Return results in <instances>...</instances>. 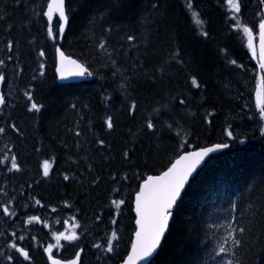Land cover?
I'll return each mask as SVG.
<instances>
[{
	"label": "trees",
	"instance_id": "1",
	"mask_svg": "<svg viewBox=\"0 0 264 264\" xmlns=\"http://www.w3.org/2000/svg\"><path fill=\"white\" fill-rule=\"evenodd\" d=\"M46 2L36 0V5ZM114 2L65 0L71 10V22L65 38L60 41L62 49L84 62L93 75L82 82L60 83L55 73L56 55L51 41L44 38L42 22L29 28L22 6L15 0H0L3 10L0 16H4V21L0 22V59L7 54L5 41L13 39L17 41L13 55H18L24 69L13 78V62H9L8 79L2 86L9 104L0 112V127L6 129L0 134V159L4 155H17L22 171L9 172L10 163L0 164V189L8 193L5 197L0 192V203L17 197V217L9 219L0 214V232L5 228L9 233L13 229L20 232L22 219L38 215L52 226L51 231L43 224H35L31 226V235L46 246L55 243L52 232L64 231L63 221L75 214L82 225L77 232L85 237L80 243L87 242L89 246L102 243L101 238L113 217L109 202L113 198H124L126 205L116 227L121 235L117 252L126 255L135 230L133 200L141 179L121 181L118 178L115 183L109 179V170L117 172L122 167L130 177L132 175L133 170L122 164L123 150L135 145L133 160L137 161V168L134 170L146 178L169 166V160L175 159V145L181 140L187 141L188 146H206L224 138L225 129L231 125L239 139H231L230 146L211 156L191 179L178 202L179 207L174 210L162 246L150 264H187L193 260L215 264L208 253L216 239L226 233L223 228L210 229L209 225H224L230 219L229 201L238 204V210H231V215L251 229L245 235L244 264H264L261 235L264 220L259 216L254 219L255 210L249 207L264 191L260 183L264 179V136L256 122L254 125L248 118L255 106L253 86L257 74L249 69L246 37L242 31H228L225 22L228 10L220 6L222 0H193L202 13L201 19L206 22L208 38L200 35L201 29L187 9L186 0H119L101 19L97 14ZM157 2L161 5L159 12L151 9V4ZM244 2L247 5L244 20L248 22L256 17L259 9L256 0ZM8 24L14 27L6 33ZM109 28L111 32L106 31ZM127 35H134L135 42L124 40ZM102 39L108 41L107 53L99 48ZM42 47L46 57L38 58ZM176 48L180 49V56L173 59ZM113 49L120 52L119 56L112 57L116 60L115 66L109 59ZM222 50H227V57ZM228 59H236L245 67L236 68L227 63ZM40 62L46 64L44 76L36 71ZM133 62L144 65L135 74ZM117 68L120 71L113 76ZM191 75L197 76L201 88L191 86ZM25 90L32 92L36 102L44 106L40 112L27 110ZM130 99L138 102L134 116L128 112ZM179 99H185L186 104L180 105ZM72 104L76 105L75 109ZM213 109L214 115L207 117L212 123L207 124L206 113ZM108 115L114 117V129H107L103 124ZM148 118L165 127L172 124L173 128L170 132L153 134L143 127ZM12 123L20 129L19 133L9 127ZM76 131L82 133L78 139ZM101 138L110 148L95 143ZM52 156L56 157V163L49 177H44L40 164ZM89 163L95 174L103 176L97 185L89 184L92 175L85 171ZM63 173L75 174L76 178L64 181ZM113 188H119L121 194L115 195ZM32 197L41 199L45 207L34 205ZM64 201L72 203L74 209L65 208ZM23 204L28 207H20ZM53 207L56 212H52ZM75 208L81 211L76 213ZM101 211L103 223L94 219ZM57 220L60 223H56ZM200 220L204 223L197 224ZM84 228L89 230L87 234ZM204 232L209 233L208 239H204ZM212 232L217 236L213 237ZM5 239L0 236V247ZM61 243L65 249L62 253L55 250L56 254L73 255L74 247L66 246V241ZM100 254L89 248L83 264H97L96 256ZM33 257L35 264H47L42 247L33 252ZM108 264H118V258Z\"/></svg>",
	"mask_w": 264,
	"mask_h": 264
},
{
	"label": "snow or ice",
	"instance_id": "2",
	"mask_svg": "<svg viewBox=\"0 0 264 264\" xmlns=\"http://www.w3.org/2000/svg\"><path fill=\"white\" fill-rule=\"evenodd\" d=\"M18 6H22L27 13L26 19L28 21V27L30 28L32 24L37 22L41 23V28L44 33V38L46 41H51L52 47L54 49L55 55L58 57V62L56 65V73L59 75L60 79H67L71 76H91L92 72L84 64L79 63L77 60L72 59L70 56H66L65 52L62 50V45L60 41L65 38L66 30L68 29L71 16L70 9L67 8L65 0H47L46 4L42 3L36 5V0H15ZM115 3H119V0H115L114 3L107 5L103 12L97 15L103 19L104 16L108 14L115 6ZM258 11L256 17L251 21L245 22L244 20V9L247 7L244 0H222L220 6H226L228 12L226 13V24L228 26V31L241 32L247 38V49L251 52L252 59H255L258 64V86L255 91V107L258 112H252L248 117L250 120L256 122V126L262 136H264V0H256ZM186 7L191 12V16L195 24L201 29L200 35L204 38L209 37V32L205 30V20L201 19V11L197 10L196 5L193 0H186ZM161 5L159 2L151 4V9L153 11L159 12ZM0 11H3L0 9ZM5 15H7L5 13ZM55 17V23H54ZM4 21V16H0V22ZM14 27L13 24H8L5 29L6 33ZM24 25H21L23 28ZM254 29L257 31L254 32ZM107 32H111V29H107ZM259 39V48L257 49L256 43L254 42L256 37ZM124 40L128 42H135L136 37L134 35H127ZM17 41L13 39H7L5 41V51L6 55L4 58L0 59V85L6 83L8 79V64L13 62L12 66V76L13 78L18 77L24 71L21 66L22 62L19 60L18 55H13L15 45ZM123 47V44L121 45ZM99 48L107 53L108 41L102 39L99 42ZM227 57V50H222ZM120 52L117 49H113L112 53L109 54V59L111 65H116V60L112 59L113 56H119ZM180 56V49L176 48L173 55V59ZM46 51L45 48H40L38 51V58H45ZM183 64L182 60L177 61ZM227 63L235 66L236 68L243 69L245 66L243 64H238L236 59H228ZM143 63H132V68L135 74L140 68H143ZM40 76H44L46 72V64L40 62L38 68L36 69ZM120 71L119 68L112 73L113 76L117 75ZM162 71V70H161ZM33 80L36 79L34 76ZM125 80L128 78L125 77ZM190 84L192 87L197 89L201 88L202 85L198 81L197 76L191 75L189 77ZM242 95V94H241ZM24 97L27 98L29 112L38 113L44 107L39 104L34 99V94L30 91H24ZM178 97H173L177 99ZM180 105H185V99H179ZM9 104L8 97L3 91H0V112L3 108ZM14 107V105L12 106ZM73 109L76 108L75 104H72ZM87 107V105H85ZM247 107V106H245ZM138 108V102L136 99H130L128 103V112L130 115L135 114ZM155 111V110H154ZM251 111V110H250ZM215 113V109L212 111H207L205 122L211 124L212 120L207 117H212ZM247 115V113H246ZM103 124L107 129H114L115 120L112 115H108L104 119ZM12 130L19 133L20 129L15 123L9 126ZM147 130H152L153 134L157 131L170 132L173 128L172 124H157L153 122L152 118H148L143 125ZM5 127H0V134L5 133ZM82 135L80 131L75 132L77 139ZM225 135L230 139H239L234 135V130L231 125L225 129ZM176 136L179 137L180 133L177 132ZM243 142V141H241ZM95 143L102 148H110L105 139H97ZM67 148V145H64ZM79 147V144L76 145ZM229 144L227 143H217L211 147H200L198 150L188 151L187 141L181 140L175 145L176 155L174 160H169V166L166 170L162 171L159 175H148L146 178L142 176L139 172L134 169L137 168V161L133 160V156L136 153V147L125 148L121 154V160L123 165H127L128 169L133 170L131 177L129 172L125 171L123 167L117 172H111L109 179L115 183L119 178L121 181H130V179L140 178L141 182L137 184V190H135L134 195V233L130 240V250L126 249V255H120L117 252L119 242L121 240V235L116 227L119 223V217L122 215V208L126 205V199H111L109 202V207L113 210V217L109 220L108 228L104 232V236L101 238L102 243H92L90 246L85 242L81 244L80 241L85 237L78 234L77 229L82 228V225L77 220V216L72 215L69 220L63 221L65 226L62 232H52V237L55 243H48L46 246H42L39 243L37 236L31 235V226L35 224H43L51 231V225L46 221H42L41 217L38 215H27L26 219L21 220V231L17 232L13 229L10 233L7 228L3 232H0V236L6 237L4 244L0 247V264H35L33 252L42 247L43 254L46 256L47 264H83V257L88 254V249H96L97 252L101 253L96 256L97 264H108V261L113 260V258H118V264H150L148 258L152 257L154 253L161 246V241L164 238L166 232L169 230V222L174 217V210L179 207L178 202L182 200V193L185 191V186L189 183V178L193 176L196 172L198 166L204 161L205 157H208L210 153H215L221 149H227ZM10 163L8 168L9 172H20L22 171L21 164L18 162L17 155H4L0 159V164ZM56 163V157L52 156L48 159H44L40 164L42 169V175L44 177H49L53 170V166ZM145 166H147V157L145 158ZM85 171L91 173L92 179L89 181L90 185H97L103 180L102 175L95 174L94 167L91 163L87 164ZM63 180L70 181L76 178L75 174L63 173ZM83 175V173H81ZM35 183H39L36 181ZM261 185H264V179L261 180ZM29 188L32 185H28ZM5 197H8V193L3 189H0ZM112 192L115 195H120L119 188H113ZM22 195V193H21ZM253 195H256L253 191ZM34 205L44 208L45 205L42 204L41 199L35 197L31 198ZM20 207H28L27 204L20 205ZM64 207L72 210L74 205L68 201H64ZM253 208V218L255 219L259 216L264 220V191L261 195L257 197V200L249 205ZM52 212H56L57 209L53 207ZM229 214L230 219L226 221L224 225H217L215 223L209 225V228H223L225 235L219 236L216 239L215 246L208 253L209 259L214 261L215 264H244L243 260V249L245 248V235L251 232L250 228H246L240 220L235 216L231 215V210H238V204L229 201ZM81 209L75 208V212L79 213ZM0 214L6 218L17 217V197L12 196L6 199L4 203H0ZM103 211L100 214L94 216L95 221L103 223ZM13 220V224H15ZM56 223H60L59 220ZM197 224L204 223L203 220L197 221ZM28 226V227H24ZM88 229L84 228V234L88 233ZM24 233V234H21ZM213 237L217 236L216 232H212ZM262 238H264V231L261 233ZM209 233L204 232V239H208ZM62 241L69 243V246L74 247V252L71 258H58L54 254V249L58 252H63L65 249ZM203 242V241H201ZM207 249V245H205ZM187 264H205L203 260H193L187 262Z\"/></svg>",
	"mask_w": 264,
	"mask_h": 264
},
{
	"label": "water",
	"instance_id": "3",
	"mask_svg": "<svg viewBox=\"0 0 264 264\" xmlns=\"http://www.w3.org/2000/svg\"><path fill=\"white\" fill-rule=\"evenodd\" d=\"M66 56H67V55H66ZM71 58H72V57H71ZM72 59H74V58H72ZM74 60H76V59H74ZM77 61H78V60H77ZM57 62H58V57H57ZM78 62H79V61H78ZM79 63H81V62H79ZM81 64H82V63H81ZM57 75H58V74H57ZM85 78H86L85 76H82V77H81V76H71V77H69V78H67V79H63V80H62V79L59 78V75H58V79H59V81H61V82L80 81V80H83V79H85ZM0 87H1V85H0ZM209 147H211V146H209ZM221 150H222V149H221ZM221 150H219V151H221ZM219 151H217V152H219ZM217 152H215V153H217ZM211 154H213V153H210L209 156H210ZM209 156H208V157H209ZM208 157H205L204 161H202L201 164L198 166L196 172H197L198 169L204 164V162L206 161V159H207ZM196 172H195V173H196ZM195 173H193V176L195 175ZM193 176H192V177H193ZM192 177H190L189 180H190ZM185 187H186V186H185ZM170 222H171V220H170ZM170 222H169V224H170ZM166 233H167V232H166ZM158 250H159V249H158ZM158 250H157V251H158ZM155 254H156V253H154L153 256H154ZM153 256H152V257H153ZM152 257L148 258L149 261H150V259H151Z\"/></svg>",
	"mask_w": 264,
	"mask_h": 264
},
{
	"label": "bare ground",
	"instance_id": "4",
	"mask_svg": "<svg viewBox=\"0 0 264 264\" xmlns=\"http://www.w3.org/2000/svg\"><path fill=\"white\" fill-rule=\"evenodd\" d=\"M207 146V145H206ZM201 147H203V146H201Z\"/></svg>",
	"mask_w": 264,
	"mask_h": 264
}]
</instances>
